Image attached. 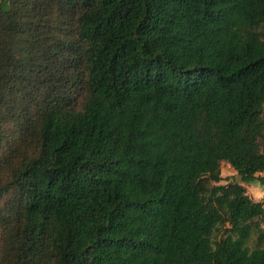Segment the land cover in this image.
Returning <instances> with one entry per match:
<instances>
[{"label":"trees","instance_id":"16d2710c","mask_svg":"<svg viewBox=\"0 0 264 264\" xmlns=\"http://www.w3.org/2000/svg\"><path fill=\"white\" fill-rule=\"evenodd\" d=\"M5 120L0 264H264V0H0Z\"/></svg>","mask_w":264,"mask_h":264},{"label":"rangeland","instance_id":"374dc122","mask_svg":"<svg viewBox=\"0 0 264 264\" xmlns=\"http://www.w3.org/2000/svg\"><path fill=\"white\" fill-rule=\"evenodd\" d=\"M32 97L23 95H16V99L10 101V106L12 112L21 104V103H28ZM13 114V113H12ZM0 138L1 143L4 146H7L8 143H11V147L17 149L14 153L9 155L5 160H3V164L7 162L8 167L14 168L16 167L21 160L29 156L34 151V140L32 134H28L25 141H20L18 139V128L16 122L14 120H5L1 123L0 129ZM4 153L0 154V158L3 159ZM8 169L7 167L3 168V176H7ZM220 174L222 177V181L218 183V185H225L230 182H237L243 185L246 189V194L253 200V201H261L264 196V188L259 185L258 183L252 184H243L240 182L239 178L237 177L235 171L227 164L222 163L220 166ZM264 176V172L260 174ZM12 200V193H9L0 203V208L5 207V203H9Z\"/></svg>","mask_w":264,"mask_h":264}]
</instances>
